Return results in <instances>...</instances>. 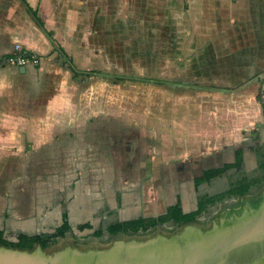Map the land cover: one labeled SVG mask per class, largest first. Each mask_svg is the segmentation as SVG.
I'll list each match as a JSON object with an SVG mask.
<instances>
[{"label": "crops", "instance_id": "crops-1", "mask_svg": "<svg viewBox=\"0 0 264 264\" xmlns=\"http://www.w3.org/2000/svg\"><path fill=\"white\" fill-rule=\"evenodd\" d=\"M27 1L38 9L55 37L48 25L64 0ZM80 1L74 0L76 5ZM186 4L189 9L184 18L192 27L186 37L194 42L195 55L210 58L211 67L208 82H174L183 89L179 101L198 107L178 113L176 144L227 157L239 147L245 149L239 146L233 150L231 145L240 123L233 122L234 89L229 83L245 85L254 102L255 89L264 83V0H186ZM16 42L37 51L41 62L26 65L25 71L18 65L0 63L5 73L0 78V227L7 223L11 230L23 234L51 232L62 224L64 215L71 228L89 207L94 213L109 209L111 196L121 206L133 203L152 174L144 172L146 179L123 191L119 181L105 178L104 169L111 173L122 168L128 176L143 161L145 166L147 162L152 165L161 147L165 149L162 152H169L174 144L169 133L143 135L122 130L119 118L107 121L110 114L90 117L88 113L59 110L50 83L45 86L46 81L25 77L42 69L46 56L59 52L57 45L34 21L22 0H0V56L13 52ZM46 50L50 52L43 54ZM204 61L200 59L208 64ZM74 63L81 70L88 69ZM198 90L212 95L197 98ZM240 110L246 125L261 116L259 105L251 113L243 107ZM204 120H208L207 125Z\"/></svg>", "mask_w": 264, "mask_h": 264}, {"label": "rangeland", "instance_id": "rangeland-1", "mask_svg": "<svg viewBox=\"0 0 264 264\" xmlns=\"http://www.w3.org/2000/svg\"><path fill=\"white\" fill-rule=\"evenodd\" d=\"M188 6L186 0H81L78 5L74 0H64L59 13L52 16L48 25L54 30L57 41L74 57L79 67L128 76L117 79L93 71L76 77L59 52L49 53L52 47L43 52L49 53L44 67L25 76L33 81H46L45 86L50 83V93L57 97L54 102L59 110L63 108L81 115L88 113L90 117L96 113L110 114L107 121L113 123L116 122L114 118H119L121 129L125 131L169 133L174 144L169 152H162L165 150L162 147L160 152H155L152 165L148 166L147 162L145 166L143 161L128 176L124 175L122 168L113 169V176L108 173L109 169H104L105 178L119 181L123 191H130L128 189L146 179L144 172L152 174L149 178H153L185 165L220 158L214 153L187 150L182 144H176L178 113L182 114L184 109L192 112L198 107L191 102L179 101L183 89L174 82L210 81V58L195 55L194 42L186 37V32L191 33L192 28L190 21L184 18ZM17 43L24 45L16 42L14 49ZM200 59L208 64L200 63ZM4 62L17 66L12 61ZM4 75V70H0V78ZM155 77L166 78L167 82H156ZM229 84L234 89L233 122L240 123L234 129L236 133L231 145L233 150L239 146L248 148L247 144H256L264 138V101L261 96L264 83H259L254 91L256 102L249 96L245 85ZM187 91L193 94V91ZM195 95L201 98L212 94L198 90ZM257 105L261 107V116L246 125L247 119L240 109H249L251 113ZM202 123L207 125L208 120Z\"/></svg>", "mask_w": 264, "mask_h": 264}, {"label": "water", "instance_id": "water-1", "mask_svg": "<svg viewBox=\"0 0 264 264\" xmlns=\"http://www.w3.org/2000/svg\"><path fill=\"white\" fill-rule=\"evenodd\" d=\"M108 199L57 236L3 224L0 264H264V138L150 178L126 206Z\"/></svg>", "mask_w": 264, "mask_h": 264}, {"label": "trees", "instance_id": "trees-1", "mask_svg": "<svg viewBox=\"0 0 264 264\" xmlns=\"http://www.w3.org/2000/svg\"><path fill=\"white\" fill-rule=\"evenodd\" d=\"M22 1L24 2L27 11L32 16L34 21L44 30L46 35L51 38V42L53 44L57 45L56 49L62 55V57L64 58V61L69 64V66L73 70L75 76L78 75V74H82V73L87 75V74H90L93 71H100L104 75H109V76L115 77L117 79L126 78L128 76L127 74L120 73V72H110V71H107V70H98V69H90V70L89 69H83V70H81L78 67H76V65L74 63V60H73V57L69 53H67V51L65 50V48L61 44L57 43L55 37L53 36V32L46 28L45 22H44L43 18L40 16V14L38 12V9L37 8H33L29 4V2L27 0H22ZM27 53H28V51L26 52V54ZM9 56H11V53L0 56V63H2L5 60H7L9 58ZM131 77H133V76H131ZM140 79H144V77H140ZM154 80L156 82H159V83L167 82V79L166 78H162V77H155ZM240 150H243V148H240V147L237 148L235 150V153L240 151ZM69 228H70V225H69V221H68L67 215H64V219H63L62 224L57 226L54 231H51V232H40V233H37V234H41L43 236H57L59 234L64 233L65 231L69 230Z\"/></svg>", "mask_w": 264, "mask_h": 264}, {"label": "built area", "instance_id": "built-area-1", "mask_svg": "<svg viewBox=\"0 0 264 264\" xmlns=\"http://www.w3.org/2000/svg\"><path fill=\"white\" fill-rule=\"evenodd\" d=\"M28 53L26 54V52ZM8 61H12L18 66H26V65H37L41 62V55L35 51L29 50L20 43L16 44V48L13 52H11V56L7 59ZM263 76V75H262ZM264 101V91L261 95ZM264 111V104H263Z\"/></svg>", "mask_w": 264, "mask_h": 264}]
</instances>
